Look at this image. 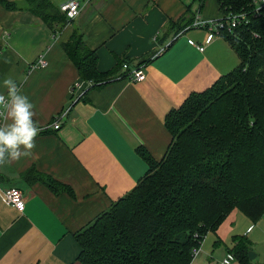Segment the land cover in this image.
Segmentation results:
<instances>
[{"label":"crops","instance_id":"0c3cea01","mask_svg":"<svg viewBox=\"0 0 264 264\" xmlns=\"http://www.w3.org/2000/svg\"><path fill=\"white\" fill-rule=\"evenodd\" d=\"M53 1L59 7L68 0ZM76 1L80 14L56 35L31 13L0 7V93L6 94L3 80L11 77L34 104V121L42 129L56 121L60 126L44 128L49 130L35 138L31 156L0 164V264H80L74 234L145 175L148 168L137 150L145 149L158 162L171 143L165 117L240 63L221 36L193 26L222 20L216 0L203 6L198 0ZM184 17L192 24L177 33L171 25ZM74 31L96 52L99 72L123 62L129 70L143 68L144 81L131 82L123 68L99 88L80 81L61 47ZM161 48L165 52L156 56ZM41 58L45 64L31 68ZM75 83L81 90L71 95ZM29 169L37 180L24 177ZM43 176L70 188L73 196L54 193ZM14 187L25 201L22 212L4 201L3 191ZM231 214L222 222L224 230L248 238L251 249L258 245L264 216L253 224L237 210ZM220 228L209 234L218 238Z\"/></svg>","mask_w":264,"mask_h":264},{"label":"trees","instance_id":"16d2710c","mask_svg":"<svg viewBox=\"0 0 264 264\" xmlns=\"http://www.w3.org/2000/svg\"><path fill=\"white\" fill-rule=\"evenodd\" d=\"M198 1L203 6L205 0ZM216 1L223 13L221 37L239 65L165 117L171 143L158 162L145 149L137 150L148 168L145 175L74 234L80 264H191L207 234H215L234 210L253 224L264 216V6L257 10L254 0ZM0 7L31 13L54 35L69 22L53 0H0ZM240 17L246 19L228 33V23ZM186 19L171 27L184 30L193 21ZM70 38L61 47L80 81L99 88L123 68L118 62L113 71L99 72L96 52L82 35L74 31ZM33 172L24 177L37 180ZM41 180L54 193L73 196L49 177ZM231 244L234 260L253 264L248 238L232 237Z\"/></svg>","mask_w":264,"mask_h":264},{"label":"clouds","instance_id":"9594fccd","mask_svg":"<svg viewBox=\"0 0 264 264\" xmlns=\"http://www.w3.org/2000/svg\"><path fill=\"white\" fill-rule=\"evenodd\" d=\"M6 94L0 93V164L32 155L35 138L43 130L34 121V104L15 80H3Z\"/></svg>","mask_w":264,"mask_h":264},{"label":"built area","instance_id":"2783aa9c","mask_svg":"<svg viewBox=\"0 0 264 264\" xmlns=\"http://www.w3.org/2000/svg\"><path fill=\"white\" fill-rule=\"evenodd\" d=\"M256 9L259 10L260 8H262L264 6V0H254ZM79 3L76 0H68L67 2L61 4L59 6V9L61 10V12L65 15L66 19L68 21L75 19L76 17H78V15L80 14V9H79ZM256 10V11H257ZM241 19H233L232 21H230V23H228V26H226V28H228V33L232 28L236 27V21L240 22L243 21V19L246 18H242ZM193 26L195 28H199V27H206L208 28V32L209 34H211L212 36H221L220 34V29L222 27H224V23L222 21H216L212 24H205V23H194ZM189 44L194 46L195 49H197L199 52H203L204 49L202 46H196L194 45V43L192 41H189ZM166 48H161L159 49V51L156 53V56L162 54L165 52ZM155 56V57H156ZM45 64V62L43 61V59H39L37 60V62H35L31 68L33 69H39V67H42ZM123 70L127 71L129 70V66L123 65ZM129 80H131V82L133 83H142V81H144L145 79V73L143 68L141 67H136L134 69L129 70ZM92 83V82H91ZM75 90H81V84L80 83H75L73 88L71 89V94H73L75 92ZM3 122V118L0 117V123ZM44 128H50L54 131H56L57 129L60 128L59 126V121L56 122H52L50 125L44 127ZM42 131H45L46 129H44ZM49 130V129H48ZM41 131V132H42ZM40 132V133H41ZM39 133V134H40ZM3 197H4V201H6V203L13 209H16L18 212H22L25 206V201H23V195L21 193V191L18 188H7L6 190L3 191ZM194 254L197 255V252H195ZM234 261V258L231 254H228L227 258L225 260H223L221 262V264H231Z\"/></svg>","mask_w":264,"mask_h":264},{"label":"rangeland","instance_id":"374dc122","mask_svg":"<svg viewBox=\"0 0 264 264\" xmlns=\"http://www.w3.org/2000/svg\"><path fill=\"white\" fill-rule=\"evenodd\" d=\"M239 63V62H238ZM238 66V64H237ZM236 66V67H237ZM239 214V211H238ZM232 214L225 220V221H231ZM232 227V222H230ZM227 226L226 229L231 228ZM232 230H224V227L221 226L219 233L217 234L218 238L214 239L212 234H208L205 238V241L203 242L201 248L198 250L199 255H197L191 264H221L223 260H225L228 256L229 249L231 248L232 244ZM219 242L217 245L216 243ZM225 242V243H224ZM257 256V252L260 254L259 257L255 258L253 261L258 262V264H264L260 263L261 260H263L264 257V236L260 235V242L255 247H252L250 250ZM232 255V254H231ZM231 264H239L237 260H234Z\"/></svg>","mask_w":264,"mask_h":264},{"label":"water","instance_id":"95a60500","mask_svg":"<svg viewBox=\"0 0 264 264\" xmlns=\"http://www.w3.org/2000/svg\"><path fill=\"white\" fill-rule=\"evenodd\" d=\"M256 258V255L253 253V252H249V254H248V259H249V261H252V260H254Z\"/></svg>","mask_w":264,"mask_h":264}]
</instances>
